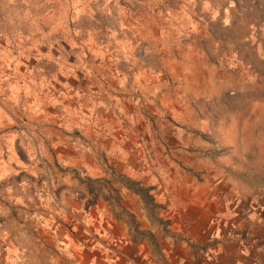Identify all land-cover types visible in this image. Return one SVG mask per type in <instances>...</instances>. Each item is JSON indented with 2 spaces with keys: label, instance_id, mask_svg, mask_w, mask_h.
Here are the masks:
<instances>
[{
  "label": "rangeland",
  "instance_id": "1",
  "mask_svg": "<svg viewBox=\"0 0 264 264\" xmlns=\"http://www.w3.org/2000/svg\"><path fill=\"white\" fill-rule=\"evenodd\" d=\"M262 194L264 0H0V264H170Z\"/></svg>",
  "mask_w": 264,
  "mask_h": 264
},
{
  "label": "crops",
  "instance_id": "2",
  "mask_svg": "<svg viewBox=\"0 0 264 264\" xmlns=\"http://www.w3.org/2000/svg\"><path fill=\"white\" fill-rule=\"evenodd\" d=\"M222 204L209 210L214 214L211 223L191 225L184 239L176 242L170 264H264V194L236 196ZM124 244H128L122 257L125 264L133 257L138 259L136 264H148L138 243ZM90 254L84 257L86 263L94 262Z\"/></svg>",
  "mask_w": 264,
  "mask_h": 264
},
{
  "label": "trees",
  "instance_id": "3",
  "mask_svg": "<svg viewBox=\"0 0 264 264\" xmlns=\"http://www.w3.org/2000/svg\"><path fill=\"white\" fill-rule=\"evenodd\" d=\"M134 191L139 192V190L137 188H134Z\"/></svg>",
  "mask_w": 264,
  "mask_h": 264
}]
</instances>
